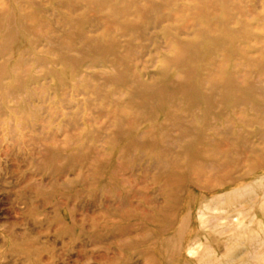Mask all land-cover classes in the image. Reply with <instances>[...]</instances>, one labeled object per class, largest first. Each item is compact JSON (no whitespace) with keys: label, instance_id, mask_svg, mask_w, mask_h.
<instances>
[{"label":"rangeland","instance_id":"374dc122","mask_svg":"<svg viewBox=\"0 0 264 264\" xmlns=\"http://www.w3.org/2000/svg\"><path fill=\"white\" fill-rule=\"evenodd\" d=\"M0 264H264V0H0Z\"/></svg>","mask_w":264,"mask_h":264}]
</instances>
